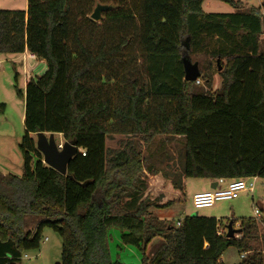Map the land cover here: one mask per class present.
Instances as JSON below:
<instances>
[{
    "label": "trees",
    "instance_id": "obj_1",
    "mask_svg": "<svg viewBox=\"0 0 264 264\" xmlns=\"http://www.w3.org/2000/svg\"><path fill=\"white\" fill-rule=\"evenodd\" d=\"M205 1L26 0L25 9H0V54L27 50L46 66L16 88L22 173L0 175V264L39 249L45 226L61 238L58 264H127L111 259V229L140 252V264H224L229 247L247 252L237 264H263L252 241L264 207L258 219H240L241 238H228L232 219H159L153 209L176 198L148 191L142 178L158 172L150 150L158 135L181 137L179 170L163 172L176 193L189 177L264 178V20L240 0H218L233 12H204ZM96 2L113 5L100 21L89 17ZM200 55L204 87L184 79L180 61ZM40 131L77 146L65 175L42 162L32 137ZM115 134L129 138L107 148ZM25 216L36 218L33 229H24Z\"/></svg>",
    "mask_w": 264,
    "mask_h": 264
},
{
    "label": "rangeland",
    "instance_id": "obj_2",
    "mask_svg": "<svg viewBox=\"0 0 264 264\" xmlns=\"http://www.w3.org/2000/svg\"><path fill=\"white\" fill-rule=\"evenodd\" d=\"M243 9L260 8V13L264 20V7L261 5L264 0H240ZM26 0H0V9L14 10L25 9ZM202 9L204 12H233L234 9L228 4L218 0H207L203 3ZM13 55L0 56V175H17L22 173V157L19 150V143L24 135L23 116H24V99L16 92L17 89H24L25 79H30L33 76L34 70H38L37 66L32 69L30 66H23V58L18 60L13 59ZM198 59L191 58L194 62L197 60L202 63V60L207 59L206 56H198ZM199 60V61H198ZM212 62V68L214 62ZM23 68H22V67ZM202 65H199L201 70ZM36 70V71H37ZM44 71L42 66L39 74ZM16 76V78H15ZM35 77V76H34ZM27 82V80H26ZM219 77L214 76L213 89L219 84ZM198 85L204 87V82L201 80ZM35 139V135H32ZM55 142L62 144L64 139L61 134H54ZM126 135L115 134L106 139V147L117 149L128 139ZM150 150H157L159 153L156 159L158 163V172L149 173L143 172V179L147 185L148 191H156V193H165V198H173L169 180L163 175V172L169 169L179 170V158H181L182 141L181 137L156 136L154 142L150 146ZM146 152L144 151V155ZM204 179L189 177L184 180V191L176 193L175 202L154 214H158L167 221L175 222L185 215L196 214L205 217L216 216L218 220L225 223L228 219L235 222V226L240 218H249L254 214V208L261 206L264 200V178L257 177L255 182V190L252 195L250 193H242L238 198L232 200H221L215 202L212 206L195 209L192 205V195L204 188ZM150 196H152L150 194ZM153 197V196H152ZM164 197V195H163ZM155 198V195H154ZM162 198V197H161ZM233 208L235 210L233 211ZM153 209V208H152ZM151 209V210H152ZM155 210V209H153ZM36 223V218L25 216L24 229H33ZM237 224V225H238ZM237 227V226H236ZM111 237L109 238V248L112 260H119L127 264H140L141 254L134 247L121 246L118 239V231L110 230ZM46 239V240H45ZM160 242V238H155L148 245V253ZM226 264H236L241 259L237 248L229 247L223 253ZM61 256V238L49 227H43L42 239L40 247L37 250L26 251L22 256L19 264H57L60 262Z\"/></svg>",
    "mask_w": 264,
    "mask_h": 264
},
{
    "label": "water",
    "instance_id": "obj_3",
    "mask_svg": "<svg viewBox=\"0 0 264 264\" xmlns=\"http://www.w3.org/2000/svg\"><path fill=\"white\" fill-rule=\"evenodd\" d=\"M112 8L113 5L111 4L96 2L89 17L95 21H100L102 19L101 13ZM180 61L183 67L184 79L186 81H196L201 75L198 62H192L187 56H182ZM216 63L218 65V70H220L221 67L218 64V59ZM35 147L43 157L42 162L62 175L66 174L68 163L78 150L73 142L64 140L62 144H57L53 132L45 133L41 131L35 133ZM89 182L90 181H85L81 184L84 186ZM211 187L215 188V186ZM192 215L196 214L194 213ZM237 232H240V229H233L232 222H228L226 225V237H233Z\"/></svg>",
    "mask_w": 264,
    "mask_h": 264
},
{
    "label": "built area",
    "instance_id": "obj_4",
    "mask_svg": "<svg viewBox=\"0 0 264 264\" xmlns=\"http://www.w3.org/2000/svg\"><path fill=\"white\" fill-rule=\"evenodd\" d=\"M196 83H200V80L197 79ZM81 153L84 155V152ZM256 179V176L232 179L228 181L227 184L222 188H213L204 192H196L192 195V205L195 209H199L203 207L212 206L217 201L235 199L242 192L252 193L255 188ZM218 181L223 182L224 180L219 178ZM254 213L259 218L261 211L257 207H255ZM176 224L179 225L180 220H177ZM261 253L263 256L264 264V248ZM245 255L246 252H242L240 254L241 257H244Z\"/></svg>",
    "mask_w": 264,
    "mask_h": 264
},
{
    "label": "crops",
    "instance_id": "obj_5",
    "mask_svg": "<svg viewBox=\"0 0 264 264\" xmlns=\"http://www.w3.org/2000/svg\"><path fill=\"white\" fill-rule=\"evenodd\" d=\"M242 8H243V6H242ZM1 55H4V54H0V56ZM4 56H6V55H4ZM13 56H14L13 59H15V60H18L19 58H23V66L24 67L30 66L33 69L34 66L35 67L37 66V68H39L38 70L36 69L37 71L34 70L33 75H32L33 77L34 76H40L45 71V69H46L45 62L43 60L37 59L33 54L29 53L27 50H24V52L21 53V54H17V55H13ZM42 66H44V71L41 74H39L38 71L40 72ZM26 80H28V79H25V82L24 83H26ZM227 182H228L227 180H224L223 182H219L218 179L217 180H205L204 181V188L202 190H200V191H197V192H204V191L211 190V189H213L211 186H215V188H222V187H224L227 184ZM254 190H255V188H254ZM263 191H264V186H263ZM171 192H173L172 194L176 196V192L174 190L171 191ZM242 193H245V192H242ZM242 193H240V194H242ZM252 193H250V196L253 198ZM240 194L238 195V197L240 196ZM262 202L263 203H262V205L260 207L259 206H256L260 211L264 207V200ZM234 210H235V208H233V211ZM154 211H155V214H156V213H158L159 210H154ZM253 214L254 215L251 216V218L258 219V217L255 215V213H253ZM261 215H262V211H261L260 216ZM212 217L217 218L216 216H212ZM158 218L164 220L159 214H158ZM242 218H244V217H241L240 219H242ZM180 219L181 218H179L177 220H180ZM237 224H238V222H237ZM237 224H236L237 227L235 229H240L239 226H238L239 224L238 225ZM241 236H242V233H241V230H240V232H237L236 233L235 237L236 238H241ZM118 239H119V234H118ZM252 245H253L252 250L258 251L260 253L263 250V248H264V222H258L257 223V235H256V239L254 241H252ZM246 255H247V252H246ZM221 261L224 264H226L225 263V260H224V255L223 254L221 256Z\"/></svg>",
    "mask_w": 264,
    "mask_h": 264
}]
</instances>
